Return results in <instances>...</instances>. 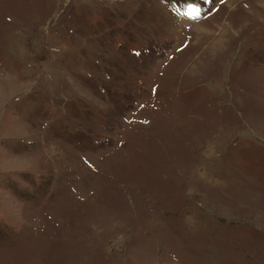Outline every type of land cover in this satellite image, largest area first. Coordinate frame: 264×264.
I'll use <instances>...</instances> for the list:
<instances>
[{
  "label": "rangeland",
  "instance_id": "obj_1",
  "mask_svg": "<svg viewBox=\"0 0 264 264\" xmlns=\"http://www.w3.org/2000/svg\"><path fill=\"white\" fill-rule=\"evenodd\" d=\"M0 264H264V0H0Z\"/></svg>",
  "mask_w": 264,
  "mask_h": 264
}]
</instances>
